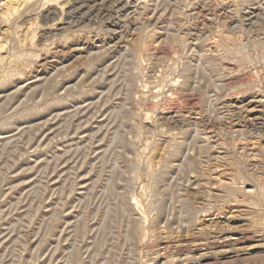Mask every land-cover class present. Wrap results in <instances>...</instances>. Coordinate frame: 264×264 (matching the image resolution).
Wrapping results in <instances>:
<instances>
[{
	"label": "rangeland",
	"instance_id": "obj_1",
	"mask_svg": "<svg viewBox=\"0 0 264 264\" xmlns=\"http://www.w3.org/2000/svg\"><path fill=\"white\" fill-rule=\"evenodd\" d=\"M0 264H264V0H0Z\"/></svg>",
	"mask_w": 264,
	"mask_h": 264
}]
</instances>
